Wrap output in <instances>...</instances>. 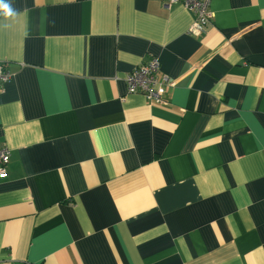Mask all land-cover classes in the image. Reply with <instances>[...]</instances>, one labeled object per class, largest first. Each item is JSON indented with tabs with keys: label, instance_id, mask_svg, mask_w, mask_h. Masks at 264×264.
Returning <instances> with one entry per match:
<instances>
[{
	"label": "crops",
	"instance_id": "obj_1",
	"mask_svg": "<svg viewBox=\"0 0 264 264\" xmlns=\"http://www.w3.org/2000/svg\"><path fill=\"white\" fill-rule=\"evenodd\" d=\"M8 4L0 264H264V0Z\"/></svg>",
	"mask_w": 264,
	"mask_h": 264
},
{
	"label": "built area",
	"instance_id": "obj_2",
	"mask_svg": "<svg viewBox=\"0 0 264 264\" xmlns=\"http://www.w3.org/2000/svg\"><path fill=\"white\" fill-rule=\"evenodd\" d=\"M166 7L181 4L195 14V20L190 26L189 34L194 37L202 36L206 26L210 24V4L212 0H160ZM158 61H151L149 65L139 67L129 76V91L141 92L150 98H158L166 93L172 84L170 77H158ZM13 74L7 70L5 64H0V83L11 80ZM10 151L6 145L0 146V177H5L9 163Z\"/></svg>",
	"mask_w": 264,
	"mask_h": 264
},
{
	"label": "clouds",
	"instance_id": "obj_3",
	"mask_svg": "<svg viewBox=\"0 0 264 264\" xmlns=\"http://www.w3.org/2000/svg\"><path fill=\"white\" fill-rule=\"evenodd\" d=\"M0 13H2L5 17H11L13 15V10L6 0H0Z\"/></svg>",
	"mask_w": 264,
	"mask_h": 264
},
{
	"label": "trees",
	"instance_id": "obj_4",
	"mask_svg": "<svg viewBox=\"0 0 264 264\" xmlns=\"http://www.w3.org/2000/svg\"><path fill=\"white\" fill-rule=\"evenodd\" d=\"M6 2L8 3V0H6ZM1 16H4L2 13H0V17ZM9 149V148H8ZM10 151V150H9ZM9 162H10V158H9ZM8 165H9V163H8ZM8 167V166H7Z\"/></svg>",
	"mask_w": 264,
	"mask_h": 264
}]
</instances>
